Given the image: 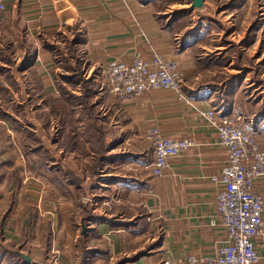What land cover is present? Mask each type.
Here are the masks:
<instances>
[{
    "label": "crops",
    "instance_id": "1",
    "mask_svg": "<svg viewBox=\"0 0 264 264\" xmlns=\"http://www.w3.org/2000/svg\"><path fill=\"white\" fill-rule=\"evenodd\" d=\"M250 1L203 0L200 9L185 13L189 5L174 1L159 6L160 0L146 4L139 0H4L5 17L0 22V111L9 117L0 114L1 242L23 246L22 253L29 254L30 264H40L37 257L47 260L48 250L53 247L61 252L60 264H74L81 251L77 242L85 234L84 246L99 252L88 255L80 264H114L117 258L136 254L152 244L157 238L153 234L156 225L161 236L159 247L128 264H164L166 260L171 264H191L189 258L198 260L194 264L211 262L226 239L216 217L219 187L212 178L219 177L227 165V150L217 143L215 130L206 126L193 108L179 102L173 92L157 90L122 104L108 93L102 73L108 62L126 61L134 53L146 60L152 52L172 59L183 75V92L203 109L216 106L226 114L241 115L264 151L261 98L255 101L252 94L240 91L239 83L256 66L264 68V22L260 23V19L264 21L260 18L264 0H252V5ZM174 11L183 12L173 17ZM235 23L240 24L239 28ZM229 24L231 28L227 29ZM74 33L80 36L74 55L82 75L84 79L92 78L97 86L92 101L103 118L98 126L104 132V141L115 142L111 153L118 156L108 165L109 173L99 174L101 181L97 184L88 172L91 158L87 145L78 144L73 150L66 145L62 149L52 140L54 120L50 118L49 127L43 122L49 111L44 98L52 99L57 112L65 105L60 87L65 94H80V83L73 87L68 79L71 71L56 65L55 50L48 46L62 47L61 41L72 39ZM249 51L254 53L250 55ZM67 57L72 68L73 59ZM233 72L240 74L231 75ZM58 73L62 80L57 82L54 75ZM223 74L226 79L218 81ZM113 104L118 105V111L113 110ZM74 110L77 121L71 127L75 134L65 138L82 144L87 123L76 118L82 108ZM26 128L44 147L55 181L54 210L43 220L36 217V208L41 209L43 201L40 185L24 183L26 165L28 170L42 173L43 164L42 151L39 155L25 148ZM152 128L170 138L193 143L180 156L167 159L163 175L156 178L150 174L153 156L147 140ZM60 131L57 139L63 140V128ZM65 173L80 179L78 187L63 178ZM11 174L18 177L17 184L8 178ZM110 178L114 181L108 182ZM107 190L116 193L112 201L104 195ZM255 190L263 200L264 221V176L255 182ZM83 191L88 193L82 196ZM60 193L66 194V203L59 201ZM94 197L98 210L114 204V222L135 220V225L128 228L101 223L92 225L88 233L87 228L83 231L80 209L95 207L91 202ZM9 201L11 208L6 210ZM26 206L29 208L25 217L17 214ZM92 212L96 213V209ZM45 235H49L47 245ZM254 246L259 255L257 264H264V222Z\"/></svg>",
    "mask_w": 264,
    "mask_h": 264
},
{
    "label": "built area",
    "instance_id": "2",
    "mask_svg": "<svg viewBox=\"0 0 264 264\" xmlns=\"http://www.w3.org/2000/svg\"><path fill=\"white\" fill-rule=\"evenodd\" d=\"M5 17V2L0 0V22ZM108 93L119 103H126L157 90L171 91L176 99L193 108L206 126L215 130L217 143L228 153V163L219 177L215 196L216 217L226 239L214 259L205 264H257L259 255L254 239L263 229V200L255 190V182L264 176V151L255 133L241 115L223 113L216 106L201 108L197 101L183 92V75L178 64L156 52L149 60L134 53L128 60L114 59L103 69ZM152 148L151 177L163 175L167 159L180 156L193 143L163 135L158 128L148 131ZM191 264L198 260L189 258ZM164 264H171L169 260Z\"/></svg>",
    "mask_w": 264,
    "mask_h": 264
},
{
    "label": "trees",
    "instance_id": "3",
    "mask_svg": "<svg viewBox=\"0 0 264 264\" xmlns=\"http://www.w3.org/2000/svg\"><path fill=\"white\" fill-rule=\"evenodd\" d=\"M141 3L146 4L147 2L150 1H158V0H139ZM163 0H160V3ZM165 4L168 5L171 2H176L181 5H189L190 1L189 0H164ZM183 12V11H182ZM181 11H174V14H181ZM185 13L191 12L189 8L184 10ZM63 46H55V45H48L49 48L52 50H55V59H56V65L58 64L59 67L61 68H67L71 71V76H68V79H70L73 82V87L76 86L77 83H80V94L75 95V94H65L62 92V87L59 88V93L61 97L65 100V105L62 106V108L56 112L55 107H54V102L52 101L51 98H44L42 101L47 104L48 106V115H46L45 120L43 121L46 127H49V121H52L55 123L53 127V132H52V140L56 143L57 146L61 147L62 149L66 147V145L69 146L70 150H73L78 144L82 146L87 145V149L89 152L90 156V163L88 165V172L91 177V180L96 182V184L101 181V177L99 174L101 173H109L110 168L109 164L115 162L118 158L117 154L111 153V151L115 148V142L110 141L106 142L104 141V132L101 127L98 125L101 123V118L100 112L97 111V104L96 102H93L92 99L95 97L96 92H97V86L93 83V79H84L82 75V70L81 66L79 64V61L76 60V57L74 55V50L77 45L80 43V36L78 33H74L72 39H67L64 38L62 41ZM71 56L73 59V67L71 68L72 64L67 60V55ZM69 59V58H68ZM60 60V61H59ZM256 66L254 68V71L252 73V78L253 80L259 79L258 75L260 72V68ZM2 68H0V71ZM55 74V79L58 81H61V75ZM57 76V78H56ZM234 80H239L237 76L232 77ZM257 83H260L258 81ZM58 84V83H57ZM260 86V84H258ZM258 99V98H257ZM255 99V101H257ZM261 104H260V114L264 112V96L261 98ZM81 107L82 110H79L80 115H77L76 118L84 119V121L87 123L86 128L82 131V134L85 136L84 140L81 143H75L71 142L68 140L67 137L70 133H74L73 127L71 125L73 124V121L76 122L77 119L74 118L75 114L77 112L74 109H77V107ZM225 113V112H223ZM1 115H5L6 117H9L7 114H4L0 111ZM50 118L52 120H50ZM10 119V118H9ZM63 128V140H58L57 133L59 132V135L61 134L60 129ZM26 138L25 140V148L28 151L37 153L41 155V160L45 161L44 163H48L49 158L48 155L46 154V151L44 150V147L35 139L33 133L31 130L29 131L28 128H26ZM75 134V133H74ZM57 135V136H56ZM22 144H24L22 142ZM28 151V152H29ZM42 151V152H41ZM41 152V153H40ZM111 153V154H110ZM102 171V172H101ZM65 177V178H64ZM63 178L69 181L70 183L74 184L76 187L80 183V179L69 176L67 173L63 175ZM79 180V181H78ZM108 182L114 181L113 178H110L107 180ZM88 191H83L80 193V195L87 194ZM81 212V224L83 228H87L86 233L90 232L91 226H95L98 223H108L111 226H125V227H130L132 225H135V220L133 222H125V223H116L114 220H116L115 217H112V215H108L106 213H93L92 209L88 207H82L80 209ZM143 217V216H142ZM140 217V218H142ZM87 235V234H86ZM85 237V234H83L80 239L77 242V248L79 247L81 249V257H80V262H84L86 257L88 255H93L99 252L97 249H87L86 246H84L83 243V238ZM47 239H49V235H45V241L44 245H47ZM161 241V236L160 234L157 235V238L153 241L152 244L145 246L143 250L140 252L129 255V256H122L119 258L114 264H128L136 261L139 257L143 256L146 251L155 249L159 247ZM12 244H3L0 239V264H30L27 262L25 257H30L28 255H24L22 253L23 246H15L13 248H10ZM86 249V250H85ZM79 262V264H80Z\"/></svg>",
    "mask_w": 264,
    "mask_h": 264
},
{
    "label": "rangeland",
    "instance_id": "4",
    "mask_svg": "<svg viewBox=\"0 0 264 264\" xmlns=\"http://www.w3.org/2000/svg\"><path fill=\"white\" fill-rule=\"evenodd\" d=\"M163 2V3H162ZM160 4H159V6H161V5H166L164 2V0L162 1ZM252 0L250 1V4L252 5ZM261 2H263V4H262V7H261V9H260V11H261V14H260V18H264V1H261ZM252 10H253V8H252ZM177 16V14H175L173 17H176ZM262 22H264V21H262V19H260V23H262ZM190 25V23H187V22H185V25ZM235 27L236 28H239V26H240V24L238 23V24H236L235 23ZM234 27V28H235ZM228 28H231V25L229 24L228 26H227V29ZM226 29V30H227ZM262 29L264 30V28L262 27ZM263 37V39H264V31H263V35H262ZM215 38V37H214ZM179 42H180V39H179ZM201 52H199V53H193V55H195V56H198L199 54H200ZM254 53V51H249V54L251 55V54H253ZM237 54V53H236ZM235 54V55H236ZM238 55V54H237ZM235 64V63H234ZM252 66V64H250V67ZM214 67V66H213ZM245 70H247V69H245ZM260 70V72H259V75H258V77H259V79H256V80H253V78H252V73L251 74H249V75H247V76H245V78H241L240 80H239V83L241 84V86H240V91L241 90H243L244 92H246V93H248V94H252L251 95V97L252 98H255V99H257V98H263V96H264V74H262L263 72H264V68H260L259 69ZM254 71V70H253ZM207 73H204L203 75L205 76ZM231 75H236V74H240V73H235V72H233V73H230ZM99 75H100V73H99ZM226 75H224L223 74V77L220 79L219 78V80L218 81H224L225 79H226ZM242 77V76H241ZM204 78V77H203ZM228 79L230 80V78L228 77ZM228 80V81H229ZM227 81V82H228ZM258 81H260V83H257ZM258 84H260V86L258 85ZM104 88V87H103ZM104 90V89H103ZM261 90H263V91H261ZM107 93V92H106ZM1 95H3V94H1V91H0V96ZM7 95V94H6ZM244 98V97H243ZM0 100H2V98H0ZM112 107H113V110H115V111H118L117 109H118V105H112ZM250 108V107H249ZM251 109V108H250ZM118 114H119V112H118ZM51 125L54 127V125H55V123L54 122H51ZM49 126H50V124H49ZM52 126H51V128H52ZM48 132H49V128H48V130H47ZM15 144V143H14ZM16 146V148H18V146L17 145H15ZM15 146L13 147V149H15ZM13 154H15V152L13 153ZM12 154V155H13ZM10 156H12L11 154H9ZM5 160L7 159V161H8V156L6 155L5 157ZM12 158V157H11ZM13 160V162H15V158H13L12 159ZM31 162H33V161H31ZM43 162V164L41 165V167L40 168H42V173H35V171L33 170V169H30V170H28L27 169V165H26V174H25V177H24V179H25V186L28 184V182H35L36 184H38V185H40V187H41V194H42V205L40 204V208L41 209H38V208H36V217H39L40 216V218L43 220V219H45V217H47L48 216V214H49V212H50V210H54V206H55V201L53 202L52 201V199H53V197L55 196L56 197V192H54V187L53 186H55V184H54V179H53V177L51 176V173H50V168H49V164L48 163H44L45 161H42ZM28 171H31L30 173L28 172ZM34 171V172H33ZM8 178L10 179V181H13L14 182V184H17V181H18V177L15 175V174H11V175H9L8 176ZM23 178V177H22ZM20 181H21V179H20ZM7 182V181H6ZM33 183H31V184H33ZM7 188V184L5 185V187L3 188L4 190ZM17 188H19V187H17ZM21 189H22V186L20 187ZM19 188V189H20ZM26 188V190H28L29 191V188L28 187H25ZM2 194H5V191H2L1 192ZM29 194H32V193H29ZM122 194V193H121ZM33 195V194H32ZM32 195H30V196H32ZM105 196H107V201L108 200H110V201H112L113 199H115L116 198V193H114L113 191H106L105 192V194H104ZM5 197V196H4ZM60 199H59V201L61 202V203H66L65 201H66V198H67V196H66V194L65 193H60ZM25 198H27L26 196H25ZM30 198H32V197H30ZM94 201H95V197L94 198H91V202H92V204L95 206V203H96V201H95V203H94ZM106 201V200H105ZM90 202V203H91ZM15 203H16V201H15ZM52 203H54V204H52ZM89 203V204H90ZM10 204H12V201H9V203L5 206V209L7 210L8 208H11V206H10ZM27 208H29V206H26L23 210H19L18 212H17V214H19V213H21V216L23 215V217H25L28 213L26 212L27 211ZM92 209H96V213H106L107 214V216L108 215H114V204H110V203H108V205H106L103 209H100V210H98L97 209V206H95V207H92ZM39 210H41L42 212L40 213V211ZM30 211L31 212H33V209H30ZM133 211V210H132ZM30 213V212H29ZM80 216H81V214H80ZM42 223H43V221H42ZM98 224H101V223H98ZM143 223H140L139 224V226H138V228H140V230L142 231V230H144V227L142 228V225ZM46 227H47V224H46ZM113 227V226H112ZM80 230H79V228L77 229V232H76V234H78V232H79ZM158 233H159V229H157V226L156 225H154L153 226V234H154V237H156L157 235H158ZM145 234V233H144ZM36 236H38L37 234H36ZM81 237V236H80ZM80 239V238H79ZM59 242V241H58ZM53 244H55V245H59V243H57V242H53ZM54 245V246H55ZM70 245V244H69ZM61 246H63V244H61ZM32 249H33V245H31L30 246ZM27 255L29 256V254L27 253ZM59 256H61V252L59 251V250H57L56 248H52L51 249V251L50 250H48V253H47V255H46V257H47V260H45L44 259V257H41V258H39V257H37V261H39L40 262V264H60V260H61V258L59 257ZM129 256V255H128ZM65 257V256H64ZM63 257V258H64ZM80 257H81V253L80 252H78V254L76 255V260H74V264H77L78 262H80ZM31 259V258H30ZM36 259V258H35ZM118 260V258L115 260V261H117ZM48 261V262H47ZM65 262V261H64ZM79 264V263H78Z\"/></svg>",
    "mask_w": 264,
    "mask_h": 264
},
{
    "label": "water",
    "instance_id": "5",
    "mask_svg": "<svg viewBox=\"0 0 264 264\" xmlns=\"http://www.w3.org/2000/svg\"><path fill=\"white\" fill-rule=\"evenodd\" d=\"M202 6H203V0H191V2L189 4V9L190 10L200 9ZM82 230L84 231L85 228H83ZM25 259L27 260L28 263L31 262L28 257H25Z\"/></svg>",
    "mask_w": 264,
    "mask_h": 264
},
{
    "label": "bare ground",
    "instance_id": "6",
    "mask_svg": "<svg viewBox=\"0 0 264 264\" xmlns=\"http://www.w3.org/2000/svg\"><path fill=\"white\" fill-rule=\"evenodd\" d=\"M235 115V114H234Z\"/></svg>",
    "mask_w": 264,
    "mask_h": 264
}]
</instances>
